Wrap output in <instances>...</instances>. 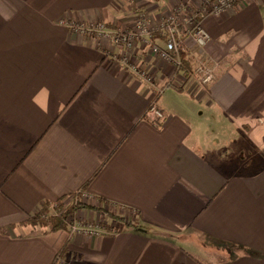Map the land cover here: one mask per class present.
I'll return each instance as SVG.
<instances>
[{
    "label": "crops",
    "instance_id": "obj_1",
    "mask_svg": "<svg viewBox=\"0 0 264 264\" xmlns=\"http://www.w3.org/2000/svg\"><path fill=\"white\" fill-rule=\"evenodd\" d=\"M178 1L0 0V264H264V0L200 19L210 80L192 69L188 34L175 76L141 39L66 25L129 30ZM80 190L124 217L115 233L26 222Z\"/></svg>",
    "mask_w": 264,
    "mask_h": 264
},
{
    "label": "built area",
    "instance_id": "obj_2",
    "mask_svg": "<svg viewBox=\"0 0 264 264\" xmlns=\"http://www.w3.org/2000/svg\"><path fill=\"white\" fill-rule=\"evenodd\" d=\"M198 1L197 6L199 8H196L192 0H180L172 6L169 14L163 15L154 23L149 24L144 18H140L136 25L129 30L112 31L101 22L87 26L83 23L67 21L66 25L68 28L81 33H93L108 38L114 44H121L124 47H129L137 39H141L143 44L148 45L153 53L159 54L164 61L171 65V71L175 76L183 73L179 47L183 43L184 36L188 34L194 43L191 51L192 69L201 80H210L213 77L217 62L206 53L205 46L209 40V35L201 25L200 19L206 15H219L235 3L244 0ZM156 33H161L164 36L163 46L151 42ZM162 90V87L158 89L159 92ZM164 115V111L156 102H151L145 111V117L154 125H158L164 119ZM80 196L83 197L84 202L98 204L96 198L84 191L80 192ZM69 231L71 233L101 234L103 232L115 233L117 230L106 227L99 219H91L89 216L77 213Z\"/></svg>",
    "mask_w": 264,
    "mask_h": 264
},
{
    "label": "trees",
    "instance_id": "obj_3",
    "mask_svg": "<svg viewBox=\"0 0 264 264\" xmlns=\"http://www.w3.org/2000/svg\"><path fill=\"white\" fill-rule=\"evenodd\" d=\"M180 57L182 61V66L185 67L188 63L186 57V52L183 51L182 45L179 47ZM80 191L74 192L69 197H71L70 202L66 205L62 201L66 198L65 196L61 197L58 201L52 203L55 207V212H49V207L52 205L50 203L42 204L38 210L26 220L27 223L31 225H39L42 227L48 226L50 231L57 230H70V225L74 220L76 213L83 209L89 210H98L100 211L107 219L110 221L121 223L124 221V217L120 214L113 213L106 208L108 202L105 199L97 198L98 204H91L80 200ZM57 204V205H56ZM67 252V243L58 251L57 257L63 259ZM197 259V258H196ZM58 259H56L57 262ZM199 260V259H198ZM200 263L204 264L199 260Z\"/></svg>",
    "mask_w": 264,
    "mask_h": 264
},
{
    "label": "rangeland",
    "instance_id": "obj_4",
    "mask_svg": "<svg viewBox=\"0 0 264 264\" xmlns=\"http://www.w3.org/2000/svg\"><path fill=\"white\" fill-rule=\"evenodd\" d=\"M165 40V39H164ZM80 200H82V201H84V199H83V197L82 196H79L78 197ZM70 199H71V197H67V198H65L63 201H62V203L64 204V205H66V204H68L69 202H70ZM57 205V204H56ZM49 212H51V213H54L55 212V207H54V205H52V206H50L49 207ZM100 212V211H99ZM98 218L99 219H101V220H103L104 218L105 219H107L104 215H102L101 213H99L98 214ZM97 219V218H96ZM100 220V221H101ZM103 223V222H102ZM109 223H112L111 224V226L109 225L108 227L110 228V229H114V230H118V228H120L121 226H122V224L121 223H118V222H110L109 221ZM31 225V224H30ZM34 229H37V230H41L42 228H40V226L39 225H31ZM207 243H209V244H214V242L212 241V240H207ZM200 249H198V251H199Z\"/></svg>",
    "mask_w": 264,
    "mask_h": 264
}]
</instances>
